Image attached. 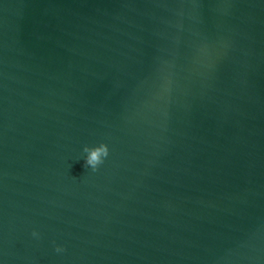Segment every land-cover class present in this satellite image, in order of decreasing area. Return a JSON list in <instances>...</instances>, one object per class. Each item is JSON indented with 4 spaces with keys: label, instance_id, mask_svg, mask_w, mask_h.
Here are the masks:
<instances>
[{
    "label": "water",
    "instance_id": "obj_1",
    "mask_svg": "<svg viewBox=\"0 0 264 264\" xmlns=\"http://www.w3.org/2000/svg\"><path fill=\"white\" fill-rule=\"evenodd\" d=\"M0 264H264V0H0Z\"/></svg>",
    "mask_w": 264,
    "mask_h": 264
},
{
    "label": "clouds",
    "instance_id": "obj_2",
    "mask_svg": "<svg viewBox=\"0 0 264 264\" xmlns=\"http://www.w3.org/2000/svg\"><path fill=\"white\" fill-rule=\"evenodd\" d=\"M83 151L87 153L84 166L90 167L92 171H97L99 166L104 163V159L109 155L108 146L104 143H101L99 146L95 147L85 146ZM32 234L33 236L39 235L35 231ZM55 251L59 253L64 251V249L58 246L56 247Z\"/></svg>",
    "mask_w": 264,
    "mask_h": 264
}]
</instances>
